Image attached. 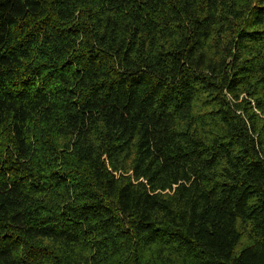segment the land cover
Returning <instances> with one entry per match:
<instances>
[{"label": "trees", "instance_id": "obj_1", "mask_svg": "<svg viewBox=\"0 0 264 264\" xmlns=\"http://www.w3.org/2000/svg\"><path fill=\"white\" fill-rule=\"evenodd\" d=\"M0 264H264V0H0Z\"/></svg>", "mask_w": 264, "mask_h": 264}]
</instances>
